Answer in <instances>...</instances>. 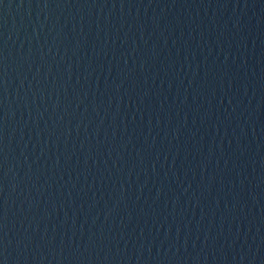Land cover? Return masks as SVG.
<instances>
[{
  "label": "water",
  "instance_id": "1",
  "mask_svg": "<svg viewBox=\"0 0 264 264\" xmlns=\"http://www.w3.org/2000/svg\"><path fill=\"white\" fill-rule=\"evenodd\" d=\"M0 264H264V0H0Z\"/></svg>",
  "mask_w": 264,
  "mask_h": 264
}]
</instances>
